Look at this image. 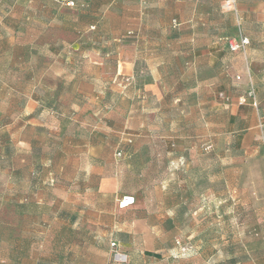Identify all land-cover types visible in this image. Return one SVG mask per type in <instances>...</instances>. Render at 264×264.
Instances as JSON below:
<instances>
[{
	"label": "rangeland",
	"instance_id": "obj_1",
	"mask_svg": "<svg viewBox=\"0 0 264 264\" xmlns=\"http://www.w3.org/2000/svg\"><path fill=\"white\" fill-rule=\"evenodd\" d=\"M71 1L0 0V264H264L263 147L224 133L204 79L192 91L169 73L158 108L114 114L117 90L143 83L105 77L90 53L110 60L147 0ZM140 121L155 142L129 162ZM109 157L133 203L96 228L92 171Z\"/></svg>",
	"mask_w": 264,
	"mask_h": 264
},
{
	"label": "crops",
	"instance_id": "obj_2",
	"mask_svg": "<svg viewBox=\"0 0 264 264\" xmlns=\"http://www.w3.org/2000/svg\"><path fill=\"white\" fill-rule=\"evenodd\" d=\"M222 4L223 0H147L144 10L131 18L135 20L130 29L133 36L127 42L113 45L115 54L110 60L90 53L91 61L105 77L109 78L106 72L112 71L113 76L127 75L143 83V90L136 93L117 90L114 114L126 119L134 109L140 112L149 106L158 108L166 95L163 84L169 73L177 82L190 78L196 84L192 91L204 79L212 107L219 105L227 118L224 133L238 138L242 149L252 152L250 146L256 143L264 150V0H236L235 12L224 9ZM119 36L120 30L112 34L113 38ZM240 36L249 39L248 46L244 52H230L227 40H239ZM92 48L101 50L99 46L85 50L90 52ZM250 84L255 90L257 107L248 98L245 104H238ZM125 100L127 106L121 103ZM174 100L180 101L177 96ZM101 125L103 131L98 133L103 138L112 131L119 133L116 137L121 139L120 133L125 131L121 124ZM129 135L132 143L127 159L132 162L141 156L144 142L153 144L155 140H149L152 135L144 121L134 124ZM94 143L106 147L105 143ZM108 159L111 167L108 172L92 171L99 181L92 188V201L86 211L94 213L90 221L96 228H111L115 215L126 209L119 208L118 202L122 196H129L119 194L118 173L112 167V158Z\"/></svg>",
	"mask_w": 264,
	"mask_h": 264
},
{
	"label": "built area",
	"instance_id": "obj_3",
	"mask_svg": "<svg viewBox=\"0 0 264 264\" xmlns=\"http://www.w3.org/2000/svg\"><path fill=\"white\" fill-rule=\"evenodd\" d=\"M53 1L60 3V4L67 6V7H73V5H74V2L71 0H53ZM222 7L228 11L235 12L236 11L235 10L236 0H223ZM248 44H249V39L247 37H244V36H240L239 40H236V39H228L227 40L228 50L230 52H233V53L244 52V50L248 46ZM236 79H239V77L237 76ZM247 98L251 100V105L253 107H257L255 90L251 84H250V86H249V88L245 94V97H241L238 99V104L239 105L245 104ZM118 156H120V153L116 154V157H118ZM132 203H133L132 197L124 196L119 201V207L124 208V207L131 205ZM114 245H115L114 243H111V246H114Z\"/></svg>",
	"mask_w": 264,
	"mask_h": 264
}]
</instances>
